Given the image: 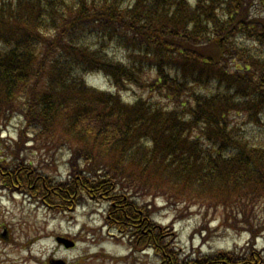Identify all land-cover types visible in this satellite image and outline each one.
Wrapping results in <instances>:
<instances>
[{
	"label": "trees",
	"instance_id": "obj_1",
	"mask_svg": "<svg viewBox=\"0 0 264 264\" xmlns=\"http://www.w3.org/2000/svg\"><path fill=\"white\" fill-rule=\"evenodd\" d=\"M114 41L156 60L153 81L107 57ZM89 73L114 93L89 87ZM124 83L173 106L125 104ZM263 108L264 0H0V123L18 118L22 135L55 141L63 128L77 138L80 188L134 186L175 204L205 202L216 188L253 196L264 187V145L232 115Z\"/></svg>",
	"mask_w": 264,
	"mask_h": 264
},
{
	"label": "rangeland",
	"instance_id": "obj_2",
	"mask_svg": "<svg viewBox=\"0 0 264 264\" xmlns=\"http://www.w3.org/2000/svg\"><path fill=\"white\" fill-rule=\"evenodd\" d=\"M116 44H105L107 57L153 81L149 67L156 60ZM167 59L177 60L172 54ZM85 81L97 91H115L102 73H89ZM117 92L125 104L143 99L173 106L148 87L124 83ZM256 111L259 118L238 109L232 120L263 146L264 108ZM8 124L0 123V264H264V187L253 196L243 190L241 198L216 188L215 198L195 204H175L134 186L109 191L88 182L80 188L83 165L73 162V150L82 146L77 138L61 128L55 141L40 139L22 135L25 124L18 118ZM59 238L75 245L66 247Z\"/></svg>",
	"mask_w": 264,
	"mask_h": 264
},
{
	"label": "water",
	"instance_id": "obj_3",
	"mask_svg": "<svg viewBox=\"0 0 264 264\" xmlns=\"http://www.w3.org/2000/svg\"><path fill=\"white\" fill-rule=\"evenodd\" d=\"M58 241H59V242H61V241L64 242L65 245H66V247H71V246L74 245L73 242L66 241V240H64V239H62V238H59Z\"/></svg>",
	"mask_w": 264,
	"mask_h": 264
}]
</instances>
